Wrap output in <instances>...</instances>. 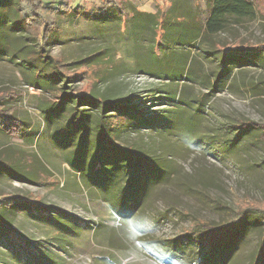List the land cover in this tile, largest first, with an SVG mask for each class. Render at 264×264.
<instances>
[{
    "label": "rangeland",
    "instance_id": "obj_1",
    "mask_svg": "<svg viewBox=\"0 0 264 264\" xmlns=\"http://www.w3.org/2000/svg\"><path fill=\"white\" fill-rule=\"evenodd\" d=\"M72 1L79 14L58 13L47 45L18 27L12 1L0 2V95L28 128L22 140L0 131V147L25 153L22 174L1 161L0 203L30 200L44 222L18 217L15 232L0 217V264L31 252L42 264L50 252L55 264H254L264 232L252 211L264 210V53L249 51L259 64L222 88L206 56L216 48L221 64L238 45L261 46L264 0L256 19H230L204 46L177 33L176 0L118 1L117 18L107 0ZM190 1L204 22L211 1ZM131 158L144 173L127 185ZM240 217L239 239L201 251L203 236Z\"/></svg>",
    "mask_w": 264,
    "mask_h": 264
},
{
    "label": "trees",
    "instance_id": "obj_2",
    "mask_svg": "<svg viewBox=\"0 0 264 264\" xmlns=\"http://www.w3.org/2000/svg\"><path fill=\"white\" fill-rule=\"evenodd\" d=\"M3 0H0L2 2ZM9 1V0H6ZM12 1L15 11L18 15V19L16 20V24L19 28L22 26L25 28L26 32H28L36 41L42 42V45L48 44V41L52 39L53 33L55 32L56 28V21L54 20L57 17L58 13H63L65 15L74 17L75 14H79V6L75 9L72 8V0H10ZM118 1L121 3L122 0H107L106 7H110L113 9L112 17L117 18L119 11L121 10L117 6ZM210 9L209 15L205 19V21H201L199 15L194 11L192 7V2L190 0H176L173 1L175 7L178 6L176 13L173 10L169 12L175 15V23L173 24L177 33L181 35L187 31L189 35V44L187 45H195L198 41H200V45L204 46L208 39L212 36L222 33L226 30L229 20L232 19L236 24L241 23L242 21H252L257 18L258 16V8H257V0H210ZM55 2L59 3V6H55ZM187 6L188 8H186ZM133 8V7H132ZM111 9V10H112ZM114 9H117L115 11ZM139 14V13H138ZM153 18V17H152ZM158 25V22H155ZM158 27V26H157ZM169 28V27H166ZM42 29V34L39 35ZM239 46V47H238ZM237 49L233 48L232 46L230 49H236V52L229 51L226 55L227 62L219 63V52L216 50H211V55L206 56L207 58L213 56L217 61V69L215 70L213 75H218L216 79L218 85L216 88H222L226 86L227 80L233 77L234 71L237 69H243L249 66H256L261 60L257 56H253L252 53L249 51H254L257 55L260 53H264V42L261 43V46H254V47H243L238 45ZM210 47V46H209ZM234 58L237 59L235 64H232V67H226L227 65L234 63ZM258 60V61H257ZM212 75V76H213ZM235 78V77H234ZM51 86H48L47 89H51ZM253 88V87H252ZM255 94V93H254ZM264 95V90L261 92L260 95ZM262 95V96H263ZM11 98V95L2 94L0 95V131H2L7 137L9 138H17L22 140L25 133L28 131V128L23 120L25 118H19L15 115V110L12 107H7L6 102L8 99ZM114 105V104H109ZM65 106V103H64ZM103 107V104H102ZM72 108H70V111ZM98 112V115L95 119H97V126L93 124L96 128L102 127L104 128V109H101ZM93 115L87 116L92 117ZM245 126H251L252 128H256L257 124L253 122H248L244 124ZM263 129V127H257ZM264 130V129H263ZM32 147V146H30ZM25 153L23 150L18 149L15 145H1L0 147V165L1 161H7V166L12 167L15 172L22 174V162L21 158H23ZM138 159L131 158L125 165V168L128 165V172H132L127 185L133 183L137 178H139L143 173L144 169L141 165L137 164ZM130 170V171H129ZM0 178L4 177L5 171L0 168ZM9 176V172L7 173ZM15 181V180H13ZM1 196V195H0ZM15 197V196H11ZM3 199V197H2ZM15 199V198H14ZM9 200L4 207L2 203H0V217H2L6 223L11 226L10 229L16 232L15 228V219L17 220L18 217H25L35 219L42 225L44 222L42 221V216L35 212L32 208H30L29 203L30 200L23 198L22 200H12V198H8ZM0 202H4L0 201ZM20 206L24 207L23 210L19 211ZM41 208H48L42 207ZM50 209V208H48ZM254 216L264 223V210L259 208L252 209ZM53 212V211H51ZM251 212L248 210V213ZM247 213V212H246ZM252 213V212H251ZM252 213V214H253ZM11 216V217H10ZM247 216L244 218L246 219ZM254 218V217H253ZM257 219V220H258ZM243 217L238 218L235 222H231L225 224L218 228L217 230L212 233L211 236H203L204 239H201V251L202 249L206 251H212L215 248H220L223 244L230 242L234 238L239 239L240 235V227L243 223ZM256 221V220H254ZM245 222V221H244ZM9 229V228H8ZM203 231L200 230L198 233ZM198 241L200 239H197ZM45 250V248L43 249ZM40 250L41 256L46 258L47 251ZM51 253V252H50ZM49 253V260H45L43 264H55V258ZM39 256L34 253H26L25 255V262H20V264H42V263H35V259ZM204 258V255L201 256ZM40 259V258H38ZM47 259V258H46ZM254 264H264V232L260 238V245H259V252L257 257L254 260Z\"/></svg>",
    "mask_w": 264,
    "mask_h": 264
}]
</instances>
